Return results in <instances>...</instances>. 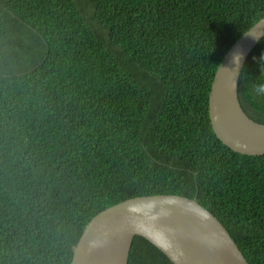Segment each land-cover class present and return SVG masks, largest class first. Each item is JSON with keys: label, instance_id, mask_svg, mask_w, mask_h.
<instances>
[{"label": "trees", "instance_id": "obj_1", "mask_svg": "<svg viewBox=\"0 0 264 264\" xmlns=\"http://www.w3.org/2000/svg\"><path fill=\"white\" fill-rule=\"evenodd\" d=\"M264 0H0V264H71L125 198H195L264 264V154L211 124L209 93ZM264 37L242 107L264 122ZM128 264H175L137 234Z\"/></svg>", "mask_w": 264, "mask_h": 264}, {"label": "water", "instance_id": "obj_2", "mask_svg": "<svg viewBox=\"0 0 264 264\" xmlns=\"http://www.w3.org/2000/svg\"><path fill=\"white\" fill-rule=\"evenodd\" d=\"M263 37L264 16L229 48L209 93L215 133L245 154H264V122L250 115L239 98L242 68ZM137 234L175 264H251L217 216L195 198L171 193L131 196L98 212L75 245L71 264H128Z\"/></svg>", "mask_w": 264, "mask_h": 264}, {"label": "clouds", "instance_id": "obj_3", "mask_svg": "<svg viewBox=\"0 0 264 264\" xmlns=\"http://www.w3.org/2000/svg\"><path fill=\"white\" fill-rule=\"evenodd\" d=\"M239 58L237 57V60ZM254 91L257 95H262L264 96V83H261V84H257L255 85V88H254Z\"/></svg>", "mask_w": 264, "mask_h": 264}]
</instances>
